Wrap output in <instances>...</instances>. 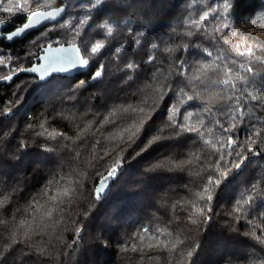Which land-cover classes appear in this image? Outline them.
Listing matches in <instances>:
<instances>
[{
    "label": "trees",
    "instance_id": "obj_1",
    "mask_svg": "<svg viewBox=\"0 0 264 264\" xmlns=\"http://www.w3.org/2000/svg\"><path fill=\"white\" fill-rule=\"evenodd\" d=\"M89 2L0 0L1 33L22 25L24 13L64 9L23 39H0V81L17 65L31 67L48 45L74 44L83 55L107 44V28L97 27L105 20L116 37L78 75L26 73L0 83V136L11 132L0 145V264H264L256 239L264 237V0H104L91 13ZM17 3L27 6L19 11ZM173 108L178 121L193 113L186 122L199 132L141 151ZM140 120L128 144L123 129ZM233 123L222 136L221 124ZM159 161L179 166L150 170ZM112 168L107 193L96 199ZM204 188L212 201L199 199Z\"/></svg>",
    "mask_w": 264,
    "mask_h": 264
},
{
    "label": "snow or ice",
    "instance_id": "obj_2",
    "mask_svg": "<svg viewBox=\"0 0 264 264\" xmlns=\"http://www.w3.org/2000/svg\"><path fill=\"white\" fill-rule=\"evenodd\" d=\"M90 7L88 8V12L91 13L93 9H96L97 7H99L100 5L104 4V0H95V3L92 2V0H90L89 2ZM26 4H15L14 8L16 10L19 11H23V9L26 7ZM13 7H9V8H5L3 9L5 12L8 13H12L14 11ZM223 11H227L229 8V5L227 3H224L223 6ZM64 12V9H59L58 11L55 12H42V11H32L29 15H27L26 18V23L23 24L22 27H20L18 30L13 31V33L15 34H20V30L24 29L27 30V27L30 26H34L37 25L40 21L43 20H49V21H54L56 20V18L58 16H60V14ZM220 13L218 12L217 15H219ZM91 16H87L85 17V20H91ZM208 18V13H205L203 17H201V20H207ZM145 30L147 29V26L150 25L152 22L151 20H148L147 18H145ZM83 22V21H82ZM69 24V21L66 20L63 23L58 24L60 28H65L66 25ZM109 22L107 20H105L103 23H100L97 25V27L99 29H105L107 28V44L105 43H101V42H96L94 44L91 45L90 47V51L88 47H85L83 49V55H81V50L80 48L76 47L75 45H73L72 47H56L54 48L52 45H48L45 49H43L46 52V55L43 57L45 63L40 64L38 67L36 66H32V67H23L21 65H17L16 68L14 69L15 72L17 73H23V72H31L33 74L38 73L40 77H44L46 74L49 73H54L55 71H62L65 68L71 67L73 65H80V66H86L89 62H91L92 59H96L99 54L102 52V50L109 44L113 43L114 40H116V37L113 35V28L108 26ZM224 28H227L228 25L225 23L223 25ZM217 31H219V29H217ZM42 36L44 35V33L41 34ZM66 36H71L73 35L72 32H66L65 33ZM189 35H191L189 33ZM8 39L13 38V34L11 33L10 35L7 36ZM141 38V33L140 30L137 29L136 32L133 33V41L135 43H139ZM225 43H227V41H225ZM152 47L155 49L158 47L157 44H153ZM196 47L200 48V45H196ZM120 48L116 47L115 51H119ZM166 51H171V49H166ZM206 55L208 57L212 56V52L207 51V49L203 50ZM241 55H243V53H241ZM40 57L37 56V60H39ZM0 63H3L2 61H0ZM100 67H103V65H101ZM135 67H139V65H136L134 63H128L126 65L127 69H133ZM247 72L251 73L252 69L251 68H247L246 69ZM181 74H183L181 72ZM102 75L101 71H97L94 73V76L96 77H100ZM225 75H230V73H225ZM5 80L7 81H11L13 79L12 75H6L4 77ZM223 84L225 86H229L231 84L229 79H224L223 80ZM166 88L170 87L168 85H165ZM231 87L233 89H235V85H231ZM180 91H183L182 89H180ZM161 96H163V93H161ZM194 99L193 96L189 95L188 96V100L192 101ZM251 99L255 100V97H251ZM239 101V97H236L234 102H238ZM230 110L232 112H236L237 109L235 108H231L230 106ZM125 111H127V109H125ZM135 111V110H134ZM141 114L144 113V109L140 108L138 110ZM115 114V112L113 113ZM225 114H227V110L225 111ZM193 115V113H187V116H181V118L179 119V121L177 120V110L175 108L172 109V114L168 115L166 118L165 123L159 128L158 132L153 135L152 137L149 138V140L147 141L146 145L144 146V149H142L141 151L147 150L148 147H150L152 144L164 140V139H172L175 136L181 135L183 133H193V132H199V130L195 127V125L193 124H189L186 122V120L188 118H190ZM233 121L239 120L243 118V111H240L238 115H233L230 117ZM150 119V117L148 118ZM247 119L252 120V116H249ZM146 123L145 120H140L138 123H133L130 122L129 125L127 127H125L123 129L124 132L128 133V135L126 137H122V139H124L128 144H132L135 143V140L138 138L139 133L141 132L144 124ZM198 123H200L201 125L203 124L202 121L198 120ZM253 126L254 125H250ZM221 135L223 136L225 133H232L233 130L235 129L236 125L235 123H233L230 127L229 126H225L223 124H221ZM11 132H5L2 136H0V145L3 144V141L6 139V137L10 136ZM259 135V134H257ZM234 138L232 135H228L227 136V145L229 148L232 149V151H236L235 148H232V145L234 144ZM254 142V141H253ZM205 143H208V141H205ZM261 143H264V140L261 141ZM21 147H28V145L26 143H22ZM44 150L45 151H58V148H53L52 146H44ZM246 150L251 151V148H247ZM240 153H237V156H239ZM14 159L17 157H13ZM179 166V161H177L175 164H168V163H164L159 161L158 163H156L155 165H153L152 169H172V168H176ZM236 167H239V164L235 165ZM117 172L116 168H112L111 171H109L107 173V175L99 181V184L102 186V181L105 180V178L108 177H112L114 176V174ZM221 175H225L224 173H221ZM209 185H212L213 181L209 180L208 181ZM217 184H219V180L216 181ZM65 195H67V193H65ZM95 196L96 199L99 198L98 195V188H95ZM199 199L200 200H205L206 202L208 201H212L213 199V194L212 191L210 190V188H204L203 192L200 193L199 195ZM210 212H211V208L209 207L207 210V220L210 219ZM49 216L52 215L51 210L48 211L47 213ZM84 214L87 215V211H84ZM200 215L202 217L205 216V211L203 208L200 209ZM229 215H231V213H229ZM193 223H195V221H193ZM82 229L79 228V226H77L75 233L76 236L78 237V240L80 242H82L83 240V236H82ZM245 235H249L248 233H246ZM13 239V243H17V237L15 236V234L12 237ZM256 239L264 244V237H256ZM25 243H27V238L25 239ZM187 256H192V252H188Z\"/></svg>",
    "mask_w": 264,
    "mask_h": 264
},
{
    "label": "water",
    "instance_id": "obj_3",
    "mask_svg": "<svg viewBox=\"0 0 264 264\" xmlns=\"http://www.w3.org/2000/svg\"><path fill=\"white\" fill-rule=\"evenodd\" d=\"M60 8H51V9H41V10H37V11H42V12H55V11H58ZM61 15V14H60ZM59 18V16L56 18V20ZM55 21V20H54ZM53 21H49V20H43V21H40L37 25H34V26H30V27H27V30H24V29H21L20 30V34H15L13 33V31H16L18 30L20 27L23 26L24 23H26V20L25 22L20 25V26H17L15 27L12 31H9V32H5V33H1V30L3 28H5V24L3 23H0V39H5L7 42H13V41H16V40H19V39H23L25 36H27L28 34H30L31 32L33 31H37L41 28H43L45 25H47L48 23H51ZM13 34V38L11 39H8L7 36L10 35V34ZM74 44H70V45H65V46H53L54 48L56 47H72ZM76 47H78L77 45H75ZM46 48V47H45ZM44 48V49H45ZM79 48V47H78ZM46 55V52L44 50L41 51V53L38 55L40 57L39 60H37V57L35 59V63L32 65V66H36L38 67L40 64H43L45 63L43 57ZM81 55H82V52H81ZM31 66V67H32ZM87 69V65L86 66H80V65H73L71 67H68V68H65L64 70L62 71H55L54 73H57V74H60L62 76H75V75H78L80 73H83L85 72ZM26 73H31V72H23V73H16L15 75H12L13 76V79L16 77V76H19V75H22V74H26ZM33 74V73H31ZM35 76H37L39 79H46L48 78L51 73L49 74H46L44 77H40L38 73H35L34 74ZM13 79L11 81H7L5 79L1 80L0 83H3V84H10ZM245 161V159H244ZM243 161V162H244ZM104 178V177H103ZM102 178V179H103ZM101 179V180H102ZM110 180L111 178L108 177V178H105L104 181H102V186L99 184H97L96 188H98V195L99 196H105V194L107 193L108 191V188L110 186Z\"/></svg>",
    "mask_w": 264,
    "mask_h": 264
},
{
    "label": "rangeland",
    "instance_id": "obj_4",
    "mask_svg": "<svg viewBox=\"0 0 264 264\" xmlns=\"http://www.w3.org/2000/svg\"><path fill=\"white\" fill-rule=\"evenodd\" d=\"M44 9V8H43ZM25 15H29L30 13H24ZM4 20H7V18L6 19H4Z\"/></svg>",
    "mask_w": 264,
    "mask_h": 264
}]
</instances>
